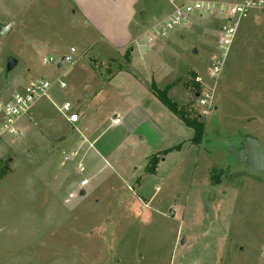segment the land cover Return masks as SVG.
<instances>
[{
	"label": "rangeland",
	"instance_id": "374dc122",
	"mask_svg": "<svg viewBox=\"0 0 264 264\" xmlns=\"http://www.w3.org/2000/svg\"><path fill=\"white\" fill-rule=\"evenodd\" d=\"M240 1L0 0V95L31 80L52 84L20 135L0 137V170H9L0 180V264H264V172L237 157L244 135L264 148V13L251 10L217 49L220 8ZM193 2L209 9L157 34ZM70 48L76 63L57 67ZM9 58L17 66L6 74ZM153 84L201 116L197 145L192 129L152 101ZM65 102L85 111L77 129L138 109L127 136L103 137L114 151L93 158L58 113ZM179 145L143 176L147 156ZM82 177L90 181L81 196Z\"/></svg>",
	"mask_w": 264,
	"mask_h": 264
},
{
	"label": "built area",
	"instance_id": "2783aa9c",
	"mask_svg": "<svg viewBox=\"0 0 264 264\" xmlns=\"http://www.w3.org/2000/svg\"><path fill=\"white\" fill-rule=\"evenodd\" d=\"M209 9L198 2L186 4L172 15L170 19L164 22L160 30H158L161 36L166 35L170 31H173L179 27L186 16L194 12H200L201 10ZM251 10H257L264 13V0H242L236 4L222 6L220 11L226 17V24L221 28V35L218 40L217 49H227L232 43L235 29L238 23L247 17ZM76 53L74 48L69 49V53L62 57L58 61V64H69L73 65L76 63L74 54ZM44 64L55 63L54 59H43ZM221 64L220 54L213 57L211 66L208 68V76L210 78H216L219 73V65ZM196 83L201 82V78L195 79ZM59 87L65 88V84L60 82ZM52 87L51 82L45 79L31 80L22 87L21 90L15 91L7 98H3L0 95V137L3 135L16 136L20 135L18 125L24 118H29L33 108L43 98H48V93ZM206 94H198L197 102L201 107H205L208 102L206 100ZM58 112L61 116L71 125H76L79 121L78 114L72 110L71 104L65 102L61 107L58 108ZM30 122L34 125V120L30 119ZM113 125L120 124V118L116 117L112 121ZM71 156H77L74 152ZM85 172L84 165L79 162L77 166V173L83 174ZM89 179L82 177L79 181V190H83L89 184ZM69 197H74L70 194Z\"/></svg>",
	"mask_w": 264,
	"mask_h": 264
},
{
	"label": "crops",
	"instance_id": "0c3cea01",
	"mask_svg": "<svg viewBox=\"0 0 264 264\" xmlns=\"http://www.w3.org/2000/svg\"><path fill=\"white\" fill-rule=\"evenodd\" d=\"M62 66V64L60 65V67ZM57 67H58V64H57ZM120 72V71H119ZM119 72H116L115 74H113L112 76H116V74L117 73H119ZM97 76V75H96ZM23 86H20V89L22 88ZM146 88L148 89L147 91H148V93L150 94V97H151V99H152V101H154V102H156V103H158L159 105H160V107H161V109L162 110H166V113H168V114H170L171 115V117H173L174 118V121L176 122V123H180L179 122V120L169 111V110H167L154 96H153V94L151 93V91L149 90V88L146 86ZM15 91H17V90H15ZM15 91H13V93L15 92ZM90 92L92 91V89H90L89 90ZM97 94V93H96ZM96 94L93 96L92 95V98H90V100H92L93 98H95L96 97ZM10 96V95H9ZM36 107H38V105H36L33 109H35ZM134 110H136V109H138L137 108V106H133L132 107ZM131 108V109H132ZM37 109V108H36ZM146 109V108H145ZM123 110V109H122ZM134 110L133 111H131V112H128V110L126 111L125 110V112L123 113V115L122 116H120L119 115V112L118 113H112V115H111V117H110V115H107L108 113H106V115L103 117V119H102V122L100 123V125H95L94 123H92V125H88L86 122V125H84L83 126V128H79V129H77V127H76V125H71V124H69L67 121V123L70 125V126H72L73 128H75V130L77 131V133H78V135L80 136V138H82L83 140H82V144H84V145H87V147L88 148H86V150H85V152H87L88 151V149H90V151H94L95 152V156L93 155V158H97L98 156H100V157H106V156H108L111 152H113L114 151V149H113V151H111L110 152V150H108V149H106L105 148V146L103 145V137L106 135V134H110V135H114V136H120V135H123V136H127L130 132H131V130H132V128H133V121H132V112H134ZM164 110V111H165ZM33 111L34 110H32V112H31V114L33 113ZM141 111V110H140ZM75 113H77L78 114V117H79V121H78V123L80 122V121H84V116H85V111L84 110H75L74 111ZM59 113V112H58ZM145 114V113H144ZM116 117H118V118H120V124L119 125H113L112 124V121L116 118ZM168 117H170V116H168ZM98 126V127H97ZM96 127L98 128V129H96ZM102 128V130H99V128ZM83 131H88V136H86V137H84V134H83ZM173 147H175V146H171V147H169V148H173ZM169 148H167V149H169ZM161 149H157L154 153H152L151 155H153V154H155V153H157L158 151H160ZM174 151V150H173ZM172 152V151H171ZM170 153V152H169ZM150 155V156H151ZM150 156H147L146 157V161H148V158L150 157ZM164 157V156H163ZM163 157L159 160V162H158V164H157V166H156V169H155V172L153 173V174H147V173H145V168H144V170H143V176L144 175H156V173L158 172V166H159V164L160 163H163V161H164V159H163ZM146 165H147V163H146ZM140 179L139 178H137L136 180H135V184H136V187L137 188H139L140 186H141V184H140ZM79 191V193H80V195H81V192H83V194H84V190H78ZM82 196V195H81ZM143 199V204L146 206L147 204H148V202H149V200H146V198H144V197H142ZM140 200V199H139ZM142 202V201H141ZM145 202V203H144Z\"/></svg>",
	"mask_w": 264,
	"mask_h": 264
},
{
	"label": "trees",
	"instance_id": "16d2710c",
	"mask_svg": "<svg viewBox=\"0 0 264 264\" xmlns=\"http://www.w3.org/2000/svg\"><path fill=\"white\" fill-rule=\"evenodd\" d=\"M149 90L153 96L167 109L169 110L181 123L186 127L192 129L193 136L190 139L191 144L197 145L204 133V123L201 121V116L199 114H193L188 110V106H178L176 102L172 101L168 95V89H159L154 84L149 87ZM187 108V109H186ZM179 150L180 145L169 148L166 150H160L157 153L151 155L148 158L147 165L145 168V173L153 174L155 172L156 166L159 160L167 153L173 150ZM9 173L7 169V164L0 170V180L4 178Z\"/></svg>",
	"mask_w": 264,
	"mask_h": 264
},
{
	"label": "water",
	"instance_id": "95a60500",
	"mask_svg": "<svg viewBox=\"0 0 264 264\" xmlns=\"http://www.w3.org/2000/svg\"><path fill=\"white\" fill-rule=\"evenodd\" d=\"M194 53H196L194 51ZM61 63L58 64L60 67ZM17 66V61L13 58H9L7 60L5 73L8 74ZM237 157L239 161L243 162V167L245 170H255L264 172V148L261 143L251 137V136H243V143L241 144ZM83 195V192H81Z\"/></svg>",
	"mask_w": 264,
	"mask_h": 264
}]
</instances>
